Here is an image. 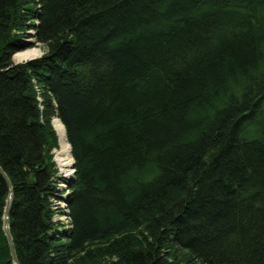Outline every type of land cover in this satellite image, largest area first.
Instances as JSON below:
<instances>
[{
    "label": "trees",
    "instance_id": "trees-1",
    "mask_svg": "<svg viewBox=\"0 0 264 264\" xmlns=\"http://www.w3.org/2000/svg\"><path fill=\"white\" fill-rule=\"evenodd\" d=\"M0 166L20 264H264V0H0Z\"/></svg>",
    "mask_w": 264,
    "mask_h": 264
},
{
    "label": "rangeland",
    "instance_id": "rangeland-1",
    "mask_svg": "<svg viewBox=\"0 0 264 264\" xmlns=\"http://www.w3.org/2000/svg\"><path fill=\"white\" fill-rule=\"evenodd\" d=\"M30 33L33 34L34 36H35V34H36L34 31H31ZM30 42L33 43L32 47L29 48L28 50L24 51V52H33V53H36V55L33 56V57H30V58H28V59H20V60H18V59H16V58H14V61H15L16 63H25V62H28V61H30V60L38 59V58H41V57L46 53L47 48H46L43 44L37 42V40H36L35 37H33L32 39H30ZM20 53H21V52H20ZM36 86H37V85H36ZM36 88H37V87H36ZM37 90H38V91L40 90L39 87L37 88ZM54 120H55V118L52 120V124L54 123ZM53 128H54V130L56 131V129H55V127H54V124H53ZM56 133H57V131H56ZM57 135H58V133H57ZM68 142H69V141H68ZM69 144H70V143H69ZM70 146H71V144H70ZM71 148H72V146H71ZM60 153L62 154V157H63L62 146H61V144H60V140H59V136H58V148L54 149L53 152H52V154H53V160H54L55 163H56V169H57V171H58L59 176H61V177H63V178H66V179L70 180L71 178L74 177V175L70 178V177L67 175V173H68L67 170H69L71 167H69V168L66 167V168H65L64 166H62V163H60V162L58 161V157H61V156H60ZM72 155H73V153H72ZM64 157H65V156H64ZM73 159H74V157H73ZM74 160H75V159H74ZM66 161H67V160H66ZM72 168H73V167H72ZM72 171L74 172V169H73ZM58 189H59V191H60L61 193H63V191H68V190H69L66 184H60L59 187H58ZM65 196H66V195H65ZM52 201H53V203H54V211L56 212V214H55V216H54V222H57V223L60 224V225H61V224L64 225V227L60 226V228H62V229H67L68 226H69L68 218H67V216H66V213H65V214L61 213L62 210H64V209H65L66 212H67V204H66L64 201H61V202H60V201L55 200V199H53ZM61 231H63V230H61Z\"/></svg>",
    "mask_w": 264,
    "mask_h": 264
},
{
    "label": "bare ground",
    "instance_id": "bare-ground-1",
    "mask_svg": "<svg viewBox=\"0 0 264 264\" xmlns=\"http://www.w3.org/2000/svg\"><path fill=\"white\" fill-rule=\"evenodd\" d=\"M35 55H36V53H33V52H21V53L16 54L14 56V58H16L18 60L28 59V58L33 57ZM53 124H54V127L58 133L60 144L62 146V153H63V157H62V154L60 153L61 157H58V161L60 163H62V166H64L65 168L71 167L69 170H67L68 171L67 175L71 178L74 174V172L72 171L74 159H73V155H72V148L68 142L66 128L59 118H55Z\"/></svg>",
    "mask_w": 264,
    "mask_h": 264
},
{
    "label": "water",
    "instance_id": "water-1",
    "mask_svg": "<svg viewBox=\"0 0 264 264\" xmlns=\"http://www.w3.org/2000/svg\"><path fill=\"white\" fill-rule=\"evenodd\" d=\"M74 164H75V160H74ZM73 164V169H74V177H75V165ZM0 174H2L8 184L9 190H10V194L7 200V205H6V210H5V216H4V231L7 235L8 238V242H9V246H10V250H11V254H12V258H13V264H20L17 255H16V250H15V246L13 243V238L10 232V211L12 208V203H13V191H12V185L7 177V175L5 174V172L3 171V169L0 166ZM71 178L70 180L74 179Z\"/></svg>",
    "mask_w": 264,
    "mask_h": 264
}]
</instances>
